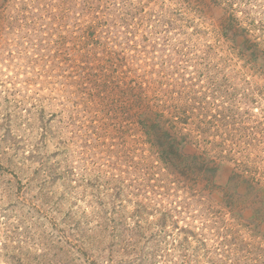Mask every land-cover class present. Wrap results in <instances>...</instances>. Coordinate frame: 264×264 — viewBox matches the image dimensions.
<instances>
[{
    "label": "rangeland",
    "instance_id": "rangeland-1",
    "mask_svg": "<svg viewBox=\"0 0 264 264\" xmlns=\"http://www.w3.org/2000/svg\"><path fill=\"white\" fill-rule=\"evenodd\" d=\"M230 14L264 42V0H0V264L135 261L127 246L151 264H264V66L223 33ZM123 56L207 95L180 154L219 167L190 191L145 188L161 164L105 66ZM186 201L160 233L163 207Z\"/></svg>",
    "mask_w": 264,
    "mask_h": 264
},
{
    "label": "trees",
    "instance_id": "trees-1",
    "mask_svg": "<svg viewBox=\"0 0 264 264\" xmlns=\"http://www.w3.org/2000/svg\"><path fill=\"white\" fill-rule=\"evenodd\" d=\"M218 5L220 6L221 4ZM224 9H230L232 13L235 11L233 9V4H226ZM225 18L223 33H225L226 37L242 50L243 55L248 58L249 61H260L263 64L262 66H264V42H259L253 34L256 30L254 23L248 24V26H242L244 25L243 22L234 14H230ZM128 62L129 57L126 58L123 56L120 60H117V62H109L111 63L110 65L106 62L105 66L117 70L120 80L119 83L123 85L121 93L119 92V94H123V96L128 98V109L138 107V112L132 116V124L138 128L139 133L141 132L145 136L151 147L155 148V157L161 164L157 167L158 172H152L149 170L150 166H147L145 175L147 183L145 184V188L146 190H150L153 194H162V192L171 191L172 188L170 184H173L174 186L182 187L185 191H190L192 184H189V182L197 185L199 183V177L204 178L207 171L209 173V170L212 169V171L215 172L219 167L216 164V159L211 160L212 154L209 155L206 153L198 158L187 153H184L183 156L180 154L184 148L190 147L194 143L193 134L186 131V126L190 122V119H192L191 117L195 116L193 111L198 107L202 109L201 106L207 101V95L199 96V93L192 88L195 84H193L190 91L187 92L188 95H184V93L180 91L181 86L184 85L185 90L190 87L187 81L184 80L185 77L183 78L184 84H180L177 76H175V78L170 76L171 80L169 79L166 85L165 82L161 83L158 80L160 77L158 72H146L145 74H141V76L140 71L134 66H129L130 64ZM119 101L121 105L123 100L120 99ZM130 115L131 114L128 116ZM218 156H220V154ZM238 167L239 169H237V171L240 170L241 166ZM241 178L242 184L251 183V181H246V178ZM156 181H158L160 185L152 184V182L155 183ZM27 189L28 187L24 185L22 191H26ZM258 189H260V186ZM190 207L191 205L188 201L182 204L177 202L174 204V207L167 209L163 207L161 212L162 218L158 224L160 233L165 232L170 224L176 227L177 222L174 220L178 221L180 218L184 217L186 212L191 209ZM143 210H148V207H145ZM3 217L6 218V214L3 215ZM116 225L117 224H115V226ZM124 225L127 226L126 228L128 229L126 230L128 232H132L133 235H135L133 228H130L126 223H124ZM140 229L141 228H138L139 231ZM180 232L185 236V239H183V247L186 251L190 250L194 253L203 249V244L191 229L185 227L181 229ZM190 238H194V240L189 242ZM193 242L197 245H193ZM131 247L132 246H127L126 250L129 249L130 252L134 254L133 258L135 261L127 262L128 260L126 259L123 260L126 262H123L121 257L120 260L114 261L115 257L110 254L111 257L108 258L106 264H151L145 260L146 256H148L146 253L140 255L133 250L135 247ZM68 251L71 253V250ZM114 252L120 253L117 248L111 251L112 254H114ZM68 254L69 253L62 254L58 259L65 256L70 257ZM85 255H88L87 252ZM36 258L39 260L37 264H61L60 260L53 262L51 258L47 257V254H42L41 257ZM11 259L14 264L16 261L20 262L16 257H12ZM30 260V257L26 256L25 263L23 264H28ZM68 261L69 260H67V262ZM99 263V260L92 261V264Z\"/></svg>",
    "mask_w": 264,
    "mask_h": 264
}]
</instances>
